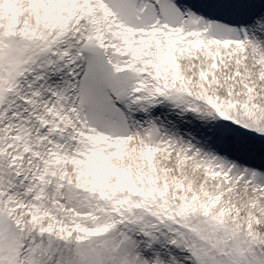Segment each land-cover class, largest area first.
I'll return each mask as SVG.
<instances>
[{"label": "snow or ice", "instance_id": "6c2138e0", "mask_svg": "<svg viewBox=\"0 0 264 264\" xmlns=\"http://www.w3.org/2000/svg\"><path fill=\"white\" fill-rule=\"evenodd\" d=\"M0 264H264V0H0Z\"/></svg>", "mask_w": 264, "mask_h": 264}]
</instances>
